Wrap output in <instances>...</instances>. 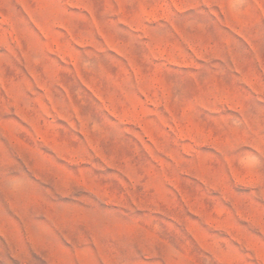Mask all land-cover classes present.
Masks as SVG:
<instances>
[{"label":"rangeland","instance_id":"374dc122","mask_svg":"<svg viewBox=\"0 0 264 264\" xmlns=\"http://www.w3.org/2000/svg\"><path fill=\"white\" fill-rule=\"evenodd\" d=\"M0 264H264V0H0Z\"/></svg>","mask_w":264,"mask_h":264}]
</instances>
